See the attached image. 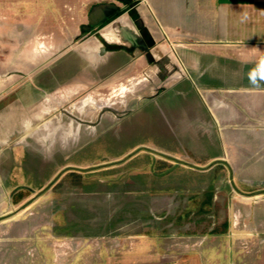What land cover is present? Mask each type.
<instances>
[{
  "label": "rangeland",
  "instance_id": "rangeland-1",
  "mask_svg": "<svg viewBox=\"0 0 264 264\" xmlns=\"http://www.w3.org/2000/svg\"><path fill=\"white\" fill-rule=\"evenodd\" d=\"M91 6L0 0V137L6 139L0 145V264L41 251L56 255L64 245L37 249L32 243L42 239L43 224L58 240L57 215L64 211L70 232L90 243L80 244L82 256L126 252L133 244L98 243L139 233L167 243L188 240L197 253L200 244L221 256L235 248L246 252L247 244L255 252L264 240L256 231L264 221L258 217L264 185L240 184L230 169L191 168L184 153L176 167L169 165L160 149L201 147V138L175 136L171 126V115L200 95L168 87L176 77L169 47L157 44L160 64L151 65L140 51L106 52L103 39L88 36L71 45ZM122 26L137 32L125 13L101 36L130 46L117 34ZM164 58L170 63L162 65ZM158 248L184 251L185 244Z\"/></svg>",
  "mask_w": 264,
  "mask_h": 264
},
{
  "label": "crops",
  "instance_id": "crops-1",
  "mask_svg": "<svg viewBox=\"0 0 264 264\" xmlns=\"http://www.w3.org/2000/svg\"><path fill=\"white\" fill-rule=\"evenodd\" d=\"M85 1L92 2L91 10L111 2ZM136 1L139 21L156 45L169 47L174 59L176 77L168 87L195 90L200 95L182 114L171 115V126L177 131L175 136L201 138V147L159 152L169 155L171 167L186 154L185 162L191 168L230 169L240 184L264 185V0ZM56 7L61 11L60 4ZM2 136L0 145L6 142ZM57 220L63 234L58 240L51 239L55 238L53 232L50 235L52 230L43 224L38 227L42 239L32 243L37 249L64 245L56 255L48 257L41 251L38 257L11 264H264V240L255 252L257 246L247 244L246 252L235 248L230 256H221L211 244H200L197 253L188 240L167 243L158 234L143 233L98 243L133 244L121 254L107 250L105 256H82L80 244L90 243L70 232L65 211ZM257 227V232L264 233V221ZM160 244H185V248L167 253L158 248ZM149 245L155 249L144 251L142 246Z\"/></svg>",
  "mask_w": 264,
  "mask_h": 264
},
{
  "label": "flooded vegetation",
  "instance_id": "flooded-vegetation-1",
  "mask_svg": "<svg viewBox=\"0 0 264 264\" xmlns=\"http://www.w3.org/2000/svg\"><path fill=\"white\" fill-rule=\"evenodd\" d=\"M115 2H117L119 5L116 4ZM109 3L115 4L116 6L115 10L111 12L109 15H105V16H99V15L92 16V17L88 16L87 23L82 24L80 26L79 34L78 36L74 38L73 43H71V45L81 44V42L84 41L88 36L93 37V38L95 37L94 39H97V40L101 39V41L102 39L104 40L102 42H105L106 46L103 43L102 47H104V50L106 52H125L127 54L134 55L136 51H140L141 56L145 58L148 64H151V65L158 64V63L160 64L158 60H155V57H154L155 54L153 53V50L156 47V42L152 39V37L147 32V30L143 27L136 13V7L138 4L137 1L131 0L129 2V5L125 4V2L122 0H112L111 2H108L107 4ZM125 13H128L129 23L132 27L136 29L137 31L136 33L139 35L141 40H136L133 47H131V45L125 46V44H121L118 46V45H112V44L107 43V41L101 36V31L108 28V26L113 24L114 21H116L121 15L124 16ZM117 34H119L120 38L124 42H126L127 37H126L125 32L119 31V33ZM114 35H116V33ZM147 49H149V51H147ZM104 50L102 51L103 53L105 52ZM169 63H170L169 59L167 58L162 59V65H167Z\"/></svg>",
  "mask_w": 264,
  "mask_h": 264
},
{
  "label": "water",
  "instance_id": "water-1",
  "mask_svg": "<svg viewBox=\"0 0 264 264\" xmlns=\"http://www.w3.org/2000/svg\"><path fill=\"white\" fill-rule=\"evenodd\" d=\"M122 1H124L125 4L129 5V2L131 0H122ZM115 8H116L115 4H99L92 9L91 17L97 15L99 16L109 15L111 12L115 10ZM119 31H123L126 33V37H127L126 42L130 43L131 47L134 46L136 40H141V38L137 33H135L133 30H130L125 26L119 28ZM147 51H149V49H147Z\"/></svg>",
  "mask_w": 264,
  "mask_h": 264
}]
</instances>
